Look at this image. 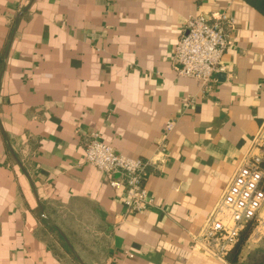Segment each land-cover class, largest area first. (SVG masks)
Returning a JSON list of instances; mask_svg holds the SVG:
<instances>
[{"label":"crops","instance_id":"crops-1","mask_svg":"<svg viewBox=\"0 0 264 264\" xmlns=\"http://www.w3.org/2000/svg\"><path fill=\"white\" fill-rule=\"evenodd\" d=\"M222 11L234 24L204 88L173 48L186 18ZM263 130L250 0H0V264H227L196 238ZM92 132L149 161L143 212L85 163ZM255 221L259 240L264 204Z\"/></svg>","mask_w":264,"mask_h":264},{"label":"built area","instance_id":"built-area-1","mask_svg":"<svg viewBox=\"0 0 264 264\" xmlns=\"http://www.w3.org/2000/svg\"><path fill=\"white\" fill-rule=\"evenodd\" d=\"M233 24L234 17L226 11L186 18L173 48L176 74L197 79L201 86L208 87L220 69ZM172 127L173 123L167 121L164 129L168 132ZM259 139L264 144V130ZM83 153L85 163L103 173L110 188L122 190V203L128 212L139 214L152 204L144 187L149 161L115 153L95 132L83 139ZM260 159L251 158L234 171L196 238L197 242H212L222 258L242 225L257 220L264 204V169L259 167Z\"/></svg>","mask_w":264,"mask_h":264},{"label":"trees","instance_id":"trees-1","mask_svg":"<svg viewBox=\"0 0 264 264\" xmlns=\"http://www.w3.org/2000/svg\"><path fill=\"white\" fill-rule=\"evenodd\" d=\"M250 3L264 15V0H250ZM259 167L264 169V148L259 162ZM255 222L256 221L252 219L244 223L238 231V235L234 243L223 253V259L227 264H248L244 255H246L251 249L259 252L262 251V253H264V244L261 246L256 245L253 248V246L248 241L249 236L255 227Z\"/></svg>","mask_w":264,"mask_h":264},{"label":"rangeland","instance_id":"rangeland-1","mask_svg":"<svg viewBox=\"0 0 264 264\" xmlns=\"http://www.w3.org/2000/svg\"><path fill=\"white\" fill-rule=\"evenodd\" d=\"M256 225V222H255ZM249 243L253 246L256 245H263L264 244V236L262 239L256 240L254 239V236H249L248 239ZM263 250V249H260ZM245 256V260L248 264H264V253H262V251H255L254 249H251L250 251H248V253Z\"/></svg>","mask_w":264,"mask_h":264}]
</instances>
